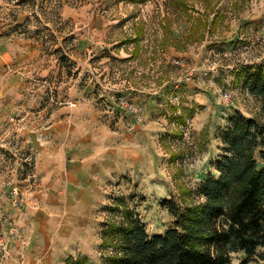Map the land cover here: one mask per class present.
I'll return each instance as SVG.
<instances>
[{"label": "rangeland", "instance_id": "obj_1", "mask_svg": "<svg viewBox=\"0 0 264 264\" xmlns=\"http://www.w3.org/2000/svg\"><path fill=\"white\" fill-rule=\"evenodd\" d=\"M253 63L264 70V0H0V264L70 255L102 264L119 196L150 235L165 232V201L218 175L229 117L264 122L259 98L234 80ZM67 105L93 114L60 143L67 161L52 177L53 233L34 235V215L11 191L18 186L23 203L44 193L31 137L53 114L65 119ZM99 148V166L77 161ZM230 264L264 261L238 251Z\"/></svg>", "mask_w": 264, "mask_h": 264}, {"label": "trees", "instance_id": "obj_2", "mask_svg": "<svg viewBox=\"0 0 264 264\" xmlns=\"http://www.w3.org/2000/svg\"><path fill=\"white\" fill-rule=\"evenodd\" d=\"M203 24L208 25L205 20ZM234 80L259 98L264 111L263 68L243 66ZM178 120L186 123L185 115ZM223 143L218 175L206 178L196 190L182 187L180 200L165 201L173 218L165 232L150 235L126 197H117L114 209L121 217L103 228L100 246L109 254L104 253L102 264H230L238 251L248 260L264 261V122L230 116ZM178 157L171 154L172 161ZM72 262L95 264L70 255L65 264Z\"/></svg>", "mask_w": 264, "mask_h": 264}, {"label": "crops", "instance_id": "obj_3", "mask_svg": "<svg viewBox=\"0 0 264 264\" xmlns=\"http://www.w3.org/2000/svg\"><path fill=\"white\" fill-rule=\"evenodd\" d=\"M62 113L65 115V119H58L56 118L57 115L54 116L53 114L50 120L47 122V126L43 128V130H40L37 136L33 135L31 137L33 141V147L37 153V156L39 157L37 163L38 167L40 171L44 173L42 176V185H45L44 193L36 191L30 192L27 195V199H24L23 203L25 207L26 205L29 206L25 210L27 212L26 218L32 219L33 215L35 217L34 235L42 232V230H44L45 234L47 235H51L53 233L51 230L53 217L50 210L47 209V207L53 203L52 189L54 188L55 183L53 182L52 177L56 174V170L62 169L67 161L65 157L67 156V153L65 152V148L62 147L63 145L61 146L60 143L65 138L67 139L73 132L76 133L77 130H81V125H79L81 119L92 117L93 110L91 105L70 108L67 105L64 110H62ZM60 122H63L64 126H59ZM85 130H88V126H86ZM85 130L83 129V131ZM101 154L102 151L99 148L89 157L83 156L82 153L78 156L77 161L83 164H87L88 162L96 163L99 166L101 162H104L100 158ZM24 196L26 197V193H24ZM79 201L81 204L84 203L86 201L85 195H79ZM79 208L81 207L78 206L77 209ZM42 219H48L49 224L43 223ZM81 229L83 231V228ZM82 231L80 232L81 234ZM87 248H89V246H87Z\"/></svg>", "mask_w": 264, "mask_h": 264}, {"label": "built area", "instance_id": "obj_4", "mask_svg": "<svg viewBox=\"0 0 264 264\" xmlns=\"http://www.w3.org/2000/svg\"><path fill=\"white\" fill-rule=\"evenodd\" d=\"M11 192H12V197H13V203L15 205L23 204V197L20 194L21 191L19 190L18 186H15ZM6 248H7V245H6L5 240L2 237H0V251L6 250Z\"/></svg>", "mask_w": 264, "mask_h": 264}]
</instances>
